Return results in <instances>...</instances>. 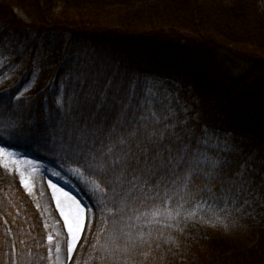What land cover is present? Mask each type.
Segmentation results:
<instances>
[{"label": "trees", "instance_id": "1", "mask_svg": "<svg viewBox=\"0 0 264 264\" xmlns=\"http://www.w3.org/2000/svg\"><path fill=\"white\" fill-rule=\"evenodd\" d=\"M261 2L0 0V52L10 56L6 64L0 63L8 71L26 57L29 61L25 80L0 84V146L38 170L75 169L103 190L93 198L77 180H70L90 206L91 232L101 228L95 241L86 244L93 249L86 264H103L99 246L124 227L121 217L127 221L132 214L128 209L120 212L119 189L69 160L56 139H42L43 125L53 123L73 92L87 87L77 79L87 75L86 65H95L93 74L103 68L109 75L148 81L170 122L187 130L193 143L206 142L200 145L207 157L201 172L213 171L209 162L231 165L225 172L215 169L220 179L213 183L193 181L190 194L169 203L171 215L160 223L145 228L136 222L147 240L140 249L146 255L135 254L132 264H264ZM180 36L187 40L184 47L177 42ZM25 38L37 42H29L34 46H25L21 53L7 43ZM35 56L38 63L32 61ZM232 59L243 66L239 73L228 70ZM241 170H247L246 176L258 173L251 177L255 183L237 196H223L225 182ZM49 236L44 216L18 175L0 166V264H48Z\"/></svg>", "mask_w": 264, "mask_h": 264}, {"label": "snow or ice", "instance_id": "2", "mask_svg": "<svg viewBox=\"0 0 264 264\" xmlns=\"http://www.w3.org/2000/svg\"><path fill=\"white\" fill-rule=\"evenodd\" d=\"M93 68L95 65L84 67L87 75L77 79H83L87 87L73 92L62 113L58 111L52 118L53 123L43 125L42 139L45 143L56 139L69 160L114 190L119 189L120 212L128 209L132 214L127 216V221L121 217L124 227L114 232L106 246H99L101 260L103 264H132L135 254L146 255L140 249L147 240L142 231H137L141 224L136 222H142L145 228L160 223L162 217L171 215L167 208L169 203L176 202L178 195L184 199L190 194L195 186L193 181L204 179L213 183L220 179V172L231 165L209 162L213 171L201 172L199 166L207 157L200 145L206 142L193 143L187 130H178L177 125L170 122L148 81L128 74L109 75L103 68L93 74ZM12 155L0 148V156ZM217 168L220 172L215 171ZM245 171L241 170L233 180L225 182L228 186L221 188L223 196H237L246 186L255 183L251 177L258 173L250 172L246 176ZM260 179L264 185V177ZM236 185L240 192L236 191ZM24 186L27 188L26 183ZM52 187L55 189L54 185ZM208 193L216 199L210 188ZM61 195L75 205L70 216L60 207V199L56 201L71 239L68 247L71 253L84 229L85 210L66 192ZM48 240L51 242V235ZM56 251L59 253V247Z\"/></svg>", "mask_w": 264, "mask_h": 264}, {"label": "rangeland", "instance_id": "3", "mask_svg": "<svg viewBox=\"0 0 264 264\" xmlns=\"http://www.w3.org/2000/svg\"><path fill=\"white\" fill-rule=\"evenodd\" d=\"M261 5L264 7V3L262 4L261 2ZM176 39L181 47H184V45L187 44V40L184 37L180 36ZM24 41L25 42H22V40L18 39H9L7 43H10V45H16L18 52L21 53L25 50V46H34L30 45L29 42H37L35 39L28 40L26 38ZM19 48L21 49L19 50ZM33 51L36 52L35 50ZM0 59L4 64H6L9 61L10 56L5 52V50H3L0 52ZM232 60L233 64H228V70L239 73L243 66H237L238 63L235 61H239L236 59ZM32 61L38 63L37 57L35 56ZM35 62L33 65L31 64L33 69L36 67ZM28 64V57H26L23 62L21 61L16 63L13 68L11 67L7 71V75L0 79V84L13 81L17 77L19 78L21 75L20 73L24 71L26 67H28ZM159 78L164 79L162 77ZM22 79H25V73L23 74ZM262 150L264 153V148ZM0 166L8 169L9 172H15L18 175L21 185L28 192L33 203L45 216L49 235L52 236V248L49 255V264H85L89 260L93 250L92 246H85L91 224V213L86 202L81 197L80 192H78V190L74 188L72 184L65 180L70 177L84 182L80 174L76 171H67L65 173V177H59V170H38L32 163L28 161H22L14 156H0ZM25 183L27 184V188L24 186ZM53 185L55 186V189L52 187ZM84 186L86 187L87 191L93 193L94 196H99L101 194V191L98 189V187L91 182H84ZM62 192H66L68 196L72 197L73 200L85 210L84 229L80 234L79 241L75 244V248L71 253L68 252L71 239L56 201L57 198L60 199V207H63L65 213L69 214L70 216L75 211V205L72 203V201H69L64 196H62ZM222 227L225 228L226 225H222ZM97 235L98 232L95 233L91 242L95 241ZM57 247L60 249L59 253L56 251ZM57 257H59V259H57Z\"/></svg>", "mask_w": 264, "mask_h": 264}]
</instances>
